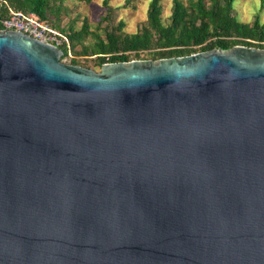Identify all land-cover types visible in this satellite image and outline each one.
<instances>
[{
	"label": "water",
	"instance_id": "water-1",
	"mask_svg": "<svg viewBox=\"0 0 264 264\" xmlns=\"http://www.w3.org/2000/svg\"><path fill=\"white\" fill-rule=\"evenodd\" d=\"M63 55L0 30V264H264V48Z\"/></svg>",
	"mask_w": 264,
	"mask_h": 264
},
{
	"label": "trees",
	"instance_id": "trees-1",
	"mask_svg": "<svg viewBox=\"0 0 264 264\" xmlns=\"http://www.w3.org/2000/svg\"><path fill=\"white\" fill-rule=\"evenodd\" d=\"M4 13L12 7L25 12H36L42 19L62 31L70 42L72 52L77 55H97L98 65L109 62L131 61L141 56V52L152 49L154 60L179 57L199 51L216 48L230 49L235 45L264 48V24L259 18L253 23L240 21L234 14L236 0H191L186 5L182 0H174L169 22L162 17V0H151L148 11V26L135 33L119 32L125 27L120 21L117 28L108 29L105 37L95 34L92 45L84 43L90 31L87 26L82 30L70 27L71 32L61 28L49 13L59 17L60 6L57 0H4ZM109 13L113 11L110 0H105ZM78 44L82 50L76 51ZM62 59L68 56L67 45ZM72 64H79L72 58Z\"/></svg>",
	"mask_w": 264,
	"mask_h": 264
},
{
	"label": "rangeland",
	"instance_id": "rangeland-1",
	"mask_svg": "<svg viewBox=\"0 0 264 264\" xmlns=\"http://www.w3.org/2000/svg\"><path fill=\"white\" fill-rule=\"evenodd\" d=\"M188 5L191 0H182ZM105 0H57L56 6H60L59 17L49 13L58 22L61 28L71 32L70 27L82 30L87 26L90 34L85 38L86 45H92L96 38L95 34L105 37L108 29L117 28L120 21L125 22V27L119 31L123 33H135L148 26V11L151 0H110L113 8L108 12ZM174 0H162L163 20L167 23L170 20ZM210 3V0H206ZM234 14L242 22L253 23L259 18L264 24V0H236L234 2ZM82 50L78 44L76 51ZM155 50L149 49L141 52L139 60L152 59L151 54ZM151 53V54H150ZM72 58H78L79 64L96 72H101L102 66L98 65L97 55H77L73 52L62 59L65 63H71ZM134 60V59H133ZM158 60V59H157ZM72 64V63H71Z\"/></svg>",
	"mask_w": 264,
	"mask_h": 264
},
{
	"label": "built area",
	"instance_id": "built-area-1",
	"mask_svg": "<svg viewBox=\"0 0 264 264\" xmlns=\"http://www.w3.org/2000/svg\"><path fill=\"white\" fill-rule=\"evenodd\" d=\"M5 1L0 0V30H15L61 48L67 45L72 54L68 37L51 23L42 19L36 12H25L8 8L4 13Z\"/></svg>",
	"mask_w": 264,
	"mask_h": 264
}]
</instances>
